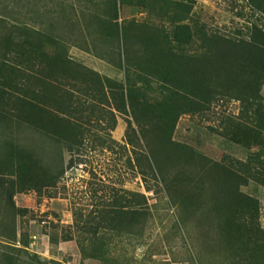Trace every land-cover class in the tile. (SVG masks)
<instances>
[{
    "label": "trees",
    "instance_id": "16d2710c",
    "mask_svg": "<svg viewBox=\"0 0 264 264\" xmlns=\"http://www.w3.org/2000/svg\"><path fill=\"white\" fill-rule=\"evenodd\" d=\"M245 1L251 13L257 14V22L246 32L237 31L240 38H228L211 33L194 17V1L113 0L109 14L116 24L118 11L127 4L152 18L149 23L116 25L124 51L119 62L122 79L75 63L63 42L46 32L0 19V204L15 211L16 194L28 191L51 201L49 192L65 173L63 160L45 165L39 153L17 146L16 129H32L60 146L71 144L75 153L67 169H77L86 163L81 155L89 145L113 150L115 143L92 134L91 119L105 120L108 125L119 120L125 137L137 141L139 151L129 158L128 166L147 192H153L147 185L150 177L180 206L184 221H189L203 201H195L193 192L184 191L199 189L210 179L205 216L216 223L223 251L240 264H264L261 203L246 191L252 182L264 188L260 154L245 163L226 165V160L213 162L174 140L183 117L232 102L240 112L237 122L223 125L226 137L248 150L264 148V0ZM191 48L196 52H189ZM87 101L91 104L86 106ZM95 105L108 108L109 115H84L87 111L95 114ZM171 167L178 169L168 180ZM193 169L195 176L187 173ZM97 195L94 190L91 210H73V223L67 228L83 260L114 264V240L143 231L150 206L138 192L112 188L108 196ZM50 239L58 242L57 235ZM17 243L24 249L20 256L13 248ZM26 248V238L19 242L15 235L7 242L0 240V264L50 263Z\"/></svg>",
    "mask_w": 264,
    "mask_h": 264
},
{
    "label": "rangeland",
    "instance_id": "374dc122",
    "mask_svg": "<svg viewBox=\"0 0 264 264\" xmlns=\"http://www.w3.org/2000/svg\"><path fill=\"white\" fill-rule=\"evenodd\" d=\"M184 1L196 3L194 17L200 18L211 33L228 38H240L237 31L246 32L247 27L257 22V14L251 13L245 0ZM112 3L113 0H0V19L25 23L46 32L63 42L75 63L100 75L122 79L119 62L124 51L117 39L116 25L121 27L125 22L149 23L152 18L142 9L127 4L118 11L119 21L116 24L109 14ZM189 52L196 50L191 48ZM88 101L86 106L91 104ZM95 107V114L87 111L84 115H101L102 118L109 115L108 108ZM239 112L237 103L221 102L203 114L185 116L177 126L174 140L195 149L213 162L226 160V165L234 161L245 163L258 153L264 163L263 146L248 150L226 137V124L231 120L237 122ZM91 120L93 122L88 128L92 134L110 142L112 139L116 144H112L113 150L97 146L95 149L94 145H89L87 152L81 155L86 163L77 169H67L75 153L71 144L64 142L60 146L52 143L29 128L14 131L13 139L17 146L39 153L45 165L61 164L63 160L65 173L49 192L48 195L53 197L51 201L47 196L37 197L28 191L16 194L15 211H8L4 204H0L1 241L7 242L15 235L19 242L26 238V250L49 260V264H101L96 260H83L67 227L73 223L75 208L92 209L94 190H98L97 198L108 196L115 188L145 195L151 216L143 231H134L114 240V264H237L235 257L223 251L216 223L207 221L205 216V201L212 191L210 179H205L199 189L190 187L184 191V184L181 186V191L193 192L195 201H203L196 214L189 221H184L180 206L170 201L159 182L148 177L147 185L153 192H147L144 182L135 170L129 168L128 160L134 158V152H138L139 148L135 146L137 141L134 138L125 137L119 120L110 125L102 119ZM177 169L170 168L166 173L168 180L176 176ZM189 172L195 176L197 170ZM246 191L261 203V225L264 228V188L252 182ZM2 235L4 238H1ZM51 235H57V243L51 242ZM13 248L17 256L24 250L18 243Z\"/></svg>",
    "mask_w": 264,
    "mask_h": 264
},
{
    "label": "built area",
    "instance_id": "2783aa9c",
    "mask_svg": "<svg viewBox=\"0 0 264 264\" xmlns=\"http://www.w3.org/2000/svg\"><path fill=\"white\" fill-rule=\"evenodd\" d=\"M179 2H182V3H186V1H184V0H178Z\"/></svg>",
    "mask_w": 264,
    "mask_h": 264
}]
</instances>
